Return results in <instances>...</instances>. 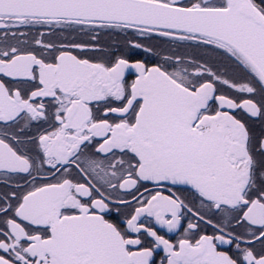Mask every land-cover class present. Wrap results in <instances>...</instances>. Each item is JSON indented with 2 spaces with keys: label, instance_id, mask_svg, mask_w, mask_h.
Listing matches in <instances>:
<instances>
[{
  "label": "snow or ice",
  "instance_id": "snow-or-ice-1",
  "mask_svg": "<svg viewBox=\"0 0 264 264\" xmlns=\"http://www.w3.org/2000/svg\"><path fill=\"white\" fill-rule=\"evenodd\" d=\"M0 264H264V0H0Z\"/></svg>",
  "mask_w": 264,
  "mask_h": 264
}]
</instances>
